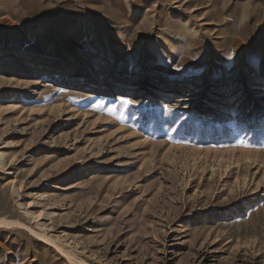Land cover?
I'll list each match as a JSON object with an SVG mask.
<instances>
[{
  "label": "rangeland",
  "instance_id": "obj_1",
  "mask_svg": "<svg viewBox=\"0 0 264 264\" xmlns=\"http://www.w3.org/2000/svg\"><path fill=\"white\" fill-rule=\"evenodd\" d=\"M0 264H264V0H0Z\"/></svg>",
  "mask_w": 264,
  "mask_h": 264
},
{
  "label": "snow or ice",
  "instance_id": "obj_2",
  "mask_svg": "<svg viewBox=\"0 0 264 264\" xmlns=\"http://www.w3.org/2000/svg\"><path fill=\"white\" fill-rule=\"evenodd\" d=\"M124 103H126V104H127V103H130V101H125Z\"/></svg>",
  "mask_w": 264,
  "mask_h": 264
}]
</instances>
